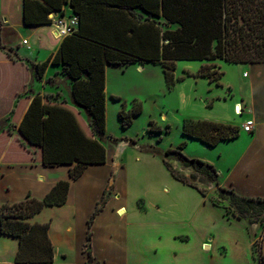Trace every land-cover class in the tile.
I'll use <instances>...</instances> for the list:
<instances>
[{
    "label": "crops",
    "instance_id": "0c3cea01",
    "mask_svg": "<svg viewBox=\"0 0 264 264\" xmlns=\"http://www.w3.org/2000/svg\"><path fill=\"white\" fill-rule=\"evenodd\" d=\"M23 6L24 0H21V13ZM66 7L70 8V5ZM0 14L4 22L9 21ZM21 25L27 31L21 39L11 41L4 31V40L12 45L24 37L29 40L27 46L18 48L20 59H10L16 72V97L0 109L6 114L4 118L13 121L10 131L0 132V209L3 204L21 201L28 195L44 198L57 182L70 180L68 198L63 205L45 206L29 219L32 223H50L55 264H215L218 257L227 258L226 247L220 251L221 255L214 253L212 241L216 237L212 229H208L209 217L206 216L204 221L199 219L202 211L215 213L220 208L198 189L174 178L164 162L165 167L160 165L158 168V157L142 159L135 151L129 153L128 141L120 140L113 148L101 141L106 147V162L89 164L77 179L70 177L73 164L49 166L43 163L42 147L30 143L19 129L36 94L44 96L47 102L49 99L70 108L87 135L98 136L86 112L72 101L73 80L58 76L61 65H50L42 77L36 75L34 64L42 63L56 52L64 37L56 34L52 23L26 25L23 20ZM48 47L51 48L47 50ZM28 59L33 63L29 65ZM233 64L244 68L238 93L222 78L221 85L211 82L207 88L210 101L196 115L184 120L207 119L241 127L243 122L253 118L256 121L254 131L242 132L257 141L258 133L264 130V94L258 93L259 90L264 93V63ZM109 66L106 68L107 125L109 112L119 113L123 107V98L110 89ZM34 80L35 92L22 95ZM226 88H232L233 97L223 96ZM237 104L246 107L247 112L237 114ZM105 136L108 139L124 138L116 137L108 130ZM229 141H222L216 147L224 152V143ZM238 155L240 173L231 184L241 195L253 196L256 191L264 194V146L244 144ZM103 198L105 203L102 205ZM219 212L229 221L227 225L232 230L245 233L243 220L236 217L231 220L221 209ZM258 227L259 224H254V229ZM252 244L251 240L249 246ZM205 246L208 251L204 250ZM18 249L19 239L0 230V264H13ZM251 250L252 247L241 257L244 258L242 264L254 262ZM235 258L230 256L229 262Z\"/></svg>",
    "mask_w": 264,
    "mask_h": 264
},
{
    "label": "trees",
    "instance_id": "16d2710c",
    "mask_svg": "<svg viewBox=\"0 0 264 264\" xmlns=\"http://www.w3.org/2000/svg\"><path fill=\"white\" fill-rule=\"evenodd\" d=\"M66 4L72 7L78 26L63 38L55 54L34 64V68L36 75L42 77L50 63L62 66L73 80V103L86 112L99 137L88 136L70 108L48 98L47 102L40 94L33 97L19 129L30 143L42 147L45 165L73 164L71 179H77L91 163L106 162V147L101 139L107 131V65L160 63L171 89L184 78L175 75L180 60L203 61L198 72L187 74L208 78L217 85H221L223 76L217 60L264 63V0H24V23L51 24L49 15H65ZM142 112V104L127 109L124 102L118 113L122 127L128 128ZM240 132V126L207 119H186L182 128L183 135L212 147L238 138ZM186 144L183 141L165 151L157 147L151 150L162 156L174 178L204 196H209L207 187L214 186L211 200L224 208L225 214L243 220L249 230L254 224L263 226L261 239L253 242L252 249L260 247L259 262L264 264V197L241 195L233 187L222 186L218 168L186 155ZM171 160L192 171L182 172ZM69 189L70 180H61L44 198L28 195L2 205L0 230L19 239L13 264H55L50 223H32L29 219L45 206L63 205ZM104 203L105 198L101 204Z\"/></svg>",
    "mask_w": 264,
    "mask_h": 264
},
{
    "label": "rangeland",
    "instance_id": "374dc122",
    "mask_svg": "<svg viewBox=\"0 0 264 264\" xmlns=\"http://www.w3.org/2000/svg\"><path fill=\"white\" fill-rule=\"evenodd\" d=\"M67 5L69 4L65 5V15H62L58 12L54 15H52L51 13L49 15V18H61L66 23H71V21L76 16L72 13V7L70 6V8H68L66 7ZM0 13L9 18V21L6 19L4 22L3 16L0 14V27L2 28L0 35L1 109L3 105L7 104V102H10L16 97V91L14 90V80L16 72L14 70V66L9 63L10 59L15 60L20 57L18 55V48L27 46L24 42L25 40H29V38L24 37L21 42L14 43L13 45L7 43L4 40L5 32L6 37L10 38L11 41L21 39L23 33L27 34V31L23 30L21 27V24L24 20V12L21 13V0H0ZM137 13L142 14L141 11H137ZM142 15L143 17L145 16L144 14ZM52 24H54V22H52ZM2 45H5V48H3ZM59 47L57 48V50L59 49ZM50 48L51 47H48L47 50ZM53 54H55V52ZM50 57L51 56H49L47 59H49ZM31 63H33V60L28 59V64L30 65ZM203 63V61L198 60L178 61L175 75L179 77L184 76V78L181 81H178L177 84L171 89H169L167 86L163 67L160 63H153L150 61H135L127 66H109L108 78L110 89L117 92V94H119L123 98L121 104L123 105V102H125V107L127 109H131L134 106L142 104L143 112L133 120V123L128 128L122 127L121 120L118 117V113L112 111L109 112L107 125L108 132L116 137L124 138L119 139L110 137L108 139L105 136L102 137L101 141H103L109 148H113V145L120 140L128 141L130 144L128 151L129 153L135 151V155L141 154L142 159H146L148 158V156L158 157V168L160 167V165H162V167L164 166L162 161L163 159L160 154L154 153L151 150L152 147H157L159 150L165 151L170 147H176L180 145L181 143H183V141H187V144L184 148V152L186 155H188L189 157L200 158L214 164L221 173L220 184L222 186L235 188V186L232 185L231 182H233V178L238 177L240 173V168L238 167V154L240 148L244 144L250 143H256L264 146V130L258 133L257 141L254 140L253 137L243 134V132L241 131L240 137L224 143L225 145L223 149L225 154L216 146H209L205 143H201L199 140H188L182 134L184 119L196 115L197 111H199L203 105L207 104L210 101V98H207V96L209 95V90H207V88L208 85L211 84L210 80L206 78L198 79V77L190 76L187 74L192 73V71H194L193 73L198 72ZM216 63L219 66L218 70L224 73L222 81L224 83L232 84L233 88L238 93V83L241 80L240 75H242L244 68H241L238 64L228 63L223 60H217ZM50 65L53 64L50 63L48 67ZM48 67L45 69V72ZM58 76L68 77L67 74H65L63 71H60ZM34 84L35 80L34 83L30 85V87H26L23 90L22 95L30 94L29 92H35ZM223 92V96L225 98L233 97L232 88H226ZM258 93L260 96H263L264 94L263 91L260 90L258 91ZM50 97H53V95ZM115 103L117 102L115 101ZM244 112H247L246 107ZM164 114L167 115V118L164 117ZM5 115L6 114L2 112V110H0V132H8L13 127L12 118H4ZM151 128H153L154 130H151ZM256 132H258V130H256ZM97 136L99 137V135ZM171 161L174 166H176L186 174H190V172L192 171L190 168L182 167V165L177 161ZM207 189L209 192L208 199L212 202L211 196L215 191V187L208 186ZM236 190L238 191V189ZM252 195L264 196V194L260 193L259 191L253 192ZM219 208L227 218H231L232 220V217H235L232 214H225L224 208ZM219 211H216L215 213L202 211L199 217L200 221H204L206 216L209 217L208 219L210 220V226L208 227V229H212V233L216 237L212 241V245H214L215 255H219L220 251H224V247H226V253H228V257H218L215 261V264H242L244 258L241 257L243 255L246 256V251L251 249L252 245L249 246L251 240L253 243L256 240L261 239L260 235L263 226L259 225L257 229H254L253 225L250 231L247 228V224L243 221L246 226L245 233L240 232L238 229L232 230L230 226L227 225L229 221H227V219L224 220L222 218L221 212ZM204 250L208 251L206 246L204 247ZM259 251L260 247L258 246L255 248V250H251V255L254 259V262L252 264H260ZM230 256L234 258L236 256V258L229 262ZM239 259H241V261Z\"/></svg>",
    "mask_w": 264,
    "mask_h": 264
},
{
    "label": "built area",
    "instance_id": "2783aa9c",
    "mask_svg": "<svg viewBox=\"0 0 264 264\" xmlns=\"http://www.w3.org/2000/svg\"><path fill=\"white\" fill-rule=\"evenodd\" d=\"M54 22V26L56 27V32L59 36L65 37L66 35L72 34L77 26H78V18L75 17L71 23H66L63 19L52 18ZM25 44H28V40H25ZM235 111L237 114H242L245 111V107L241 104H237L235 107ZM256 121L253 118L247 119L245 122L242 123L241 131L252 133L255 129Z\"/></svg>",
    "mask_w": 264,
    "mask_h": 264
}]
</instances>
